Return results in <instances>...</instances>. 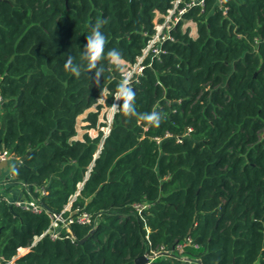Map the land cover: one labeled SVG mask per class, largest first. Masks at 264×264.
<instances>
[{"label": "trees", "instance_id": "trees-1", "mask_svg": "<svg viewBox=\"0 0 264 264\" xmlns=\"http://www.w3.org/2000/svg\"><path fill=\"white\" fill-rule=\"evenodd\" d=\"M174 1L0 0V152L15 159L11 182L44 188L34 195L56 214L79 193L72 211L94 219L35 242L51 225L48 215L0 197V258L137 264L164 248L172 256L148 264H188L174 253L191 238L198 248L182 256L193 263L264 264V0H203L159 58L146 59L135 106L158 111L159 126L120 112L100 151L102 132L76 139L85 113V129L98 130L102 106L89 110L104 93L112 103L124 65L102 60L97 85L86 69L66 73V58L81 63L99 19L107 21L105 57L114 48L136 63L157 15ZM190 21L196 38L184 29Z\"/></svg>", "mask_w": 264, "mask_h": 264}, {"label": "built area", "instance_id": "built-area-1", "mask_svg": "<svg viewBox=\"0 0 264 264\" xmlns=\"http://www.w3.org/2000/svg\"><path fill=\"white\" fill-rule=\"evenodd\" d=\"M183 0H175L173 2V6L171 9L167 11L166 14H158L155 22V33L152 35L150 40L148 41L146 47L142 51V55L137 59L136 63L134 64H128L123 62V69L121 70L122 77L128 76L133 81V88L134 84L139 81V78L142 76L143 71L146 67L145 61L147 58H159V56L164 52L163 51V45L167 41H172V30L176 27V25L180 21L183 20V15L191 9L193 6L200 5L203 6V0L193 1L188 4H184ZM191 22V21H190ZM189 22V23H190ZM188 23V22H186ZM184 25V29H186V24ZM193 23V22H191ZM194 24V23H193ZM107 97V93H104ZM103 94V95H104ZM102 97L98 100V103L94 107H98L99 105L102 106L101 110L103 112L107 113V120L103 121L102 124L99 123L98 131L103 133V139L102 143L100 144L99 151L102 149L103 141L104 139L109 135L111 126L113 123V118L115 113H113L111 109V105L114 103V99L110 106L104 105L102 103L103 100ZM107 100V98H106ZM10 160H15L13 156H11L8 152H0V164L7 163ZM89 174V173H88ZM87 174V176H88ZM86 176V178H87ZM12 173L10 175V180H12ZM22 188V198L20 200L16 201H7L11 205H15L17 207H20L25 210H29L36 214L45 213L48 215V217L51 220L50 227L39 237L35 239V242H37L40 239H43L44 237H49L52 240H58L63 238V232H71V226L74 224L82 225V226H92L94 223V219L91 214L85 212V211H77L73 212L71 209L72 202L75 200V198L78 196L79 193H76L73 197H71L69 204L65 207V209L60 214L51 213L45 207H43L38 198L34 194H40L41 196L45 195L46 192L44 188H36L34 191L30 189V187L26 184H18ZM83 186V183H80L78 186V189L80 190ZM146 206L144 205H136L135 208L138 212H141ZM193 247L195 249L198 248V245L193 242L191 238H187L182 243L178 244L174 256L177 258H182L185 262L188 264H200V263H193L191 260L186 259L183 257V253L186 248ZM25 250H22L20 254H23ZM148 262H153L157 258H165L170 257L172 254L164 250V248H161L158 251H154L151 253H146L144 255ZM17 257H14L10 261H5L4 259L0 258V264H14Z\"/></svg>", "mask_w": 264, "mask_h": 264}, {"label": "clouds", "instance_id": "clouds-1", "mask_svg": "<svg viewBox=\"0 0 264 264\" xmlns=\"http://www.w3.org/2000/svg\"><path fill=\"white\" fill-rule=\"evenodd\" d=\"M107 23L105 20H97L94 25H91L90 34L86 36V44L83 47L81 54V63L74 62L72 56H68L63 64V69L66 73H70L75 77L82 75V69L88 79L99 85L101 77L104 74V67L101 61L107 58L108 62L116 69H120L123 64L122 53L117 49H110L105 57V47L107 38L103 33L102 25ZM92 73V75H89ZM133 81L128 76H123L117 90L113 96L114 103L111 105L113 113L122 112L126 117H139L141 121L146 122L149 126H159L162 121V116L158 111L148 113H137L135 106L136 92L132 86ZM122 101V104L120 103Z\"/></svg>", "mask_w": 264, "mask_h": 264}, {"label": "crops", "instance_id": "crops-1", "mask_svg": "<svg viewBox=\"0 0 264 264\" xmlns=\"http://www.w3.org/2000/svg\"><path fill=\"white\" fill-rule=\"evenodd\" d=\"M76 139L82 140L83 137L81 139ZM13 165V160L0 164V197L6 198L9 202L20 200L22 198L21 186L13 184L10 180Z\"/></svg>", "mask_w": 264, "mask_h": 264}, {"label": "rangeland", "instance_id": "rangeland-1", "mask_svg": "<svg viewBox=\"0 0 264 264\" xmlns=\"http://www.w3.org/2000/svg\"><path fill=\"white\" fill-rule=\"evenodd\" d=\"M186 24H187L186 25V30L189 31L190 35L193 38H196L197 37V27H196L195 23L193 24L191 22L190 23L188 22ZM106 98L107 97L104 94L103 95V100H102V103L104 105H106ZM107 106H110V105H107ZM89 111L96 112V111H98V109L96 107H93ZM85 118H86V113L78 118V125H77L78 136L76 138H80L81 139L83 137V135L86 134V133H89V135L91 137H97L98 133H99L98 130H96V129L86 130L85 129V126L87 125V123L84 121ZM106 120H107V113L103 112V110H101L100 114H99V123L102 124L103 121H106Z\"/></svg>", "mask_w": 264, "mask_h": 264}, {"label": "water", "instance_id": "water-1", "mask_svg": "<svg viewBox=\"0 0 264 264\" xmlns=\"http://www.w3.org/2000/svg\"><path fill=\"white\" fill-rule=\"evenodd\" d=\"M23 161H25V158L23 159ZM84 240H85V239H84ZM84 240H82L81 243H82ZM136 263H137V264H148L149 262H148V259H147L145 256H142V257H140V258H138V259L136 260Z\"/></svg>", "mask_w": 264, "mask_h": 264}]
</instances>
